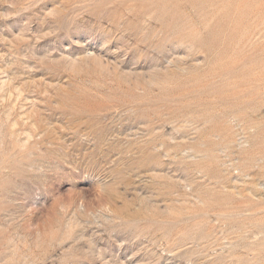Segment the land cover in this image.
I'll return each mask as SVG.
<instances>
[{
	"label": "rangeland",
	"instance_id": "1",
	"mask_svg": "<svg viewBox=\"0 0 264 264\" xmlns=\"http://www.w3.org/2000/svg\"><path fill=\"white\" fill-rule=\"evenodd\" d=\"M0 264H264V0H0Z\"/></svg>",
	"mask_w": 264,
	"mask_h": 264
}]
</instances>
